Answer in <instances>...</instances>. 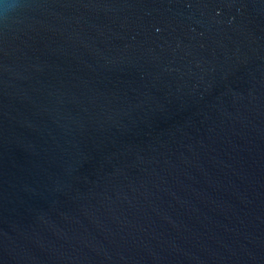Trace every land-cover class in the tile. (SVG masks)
<instances>
[{"label": "water", "instance_id": "1", "mask_svg": "<svg viewBox=\"0 0 264 264\" xmlns=\"http://www.w3.org/2000/svg\"><path fill=\"white\" fill-rule=\"evenodd\" d=\"M0 0V264H264V0Z\"/></svg>", "mask_w": 264, "mask_h": 264}, {"label": "clouds", "instance_id": "2", "mask_svg": "<svg viewBox=\"0 0 264 264\" xmlns=\"http://www.w3.org/2000/svg\"><path fill=\"white\" fill-rule=\"evenodd\" d=\"M4 7H5V10L7 11L8 9H10V8L12 7V5L9 4V3L7 2V0H5V5H4Z\"/></svg>", "mask_w": 264, "mask_h": 264}]
</instances>
